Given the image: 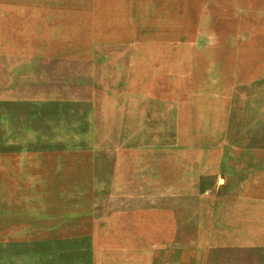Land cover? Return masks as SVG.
<instances>
[{
    "label": "rangeland",
    "instance_id": "1",
    "mask_svg": "<svg viewBox=\"0 0 264 264\" xmlns=\"http://www.w3.org/2000/svg\"><path fill=\"white\" fill-rule=\"evenodd\" d=\"M232 1L0 0V264H264L181 185L264 180V0Z\"/></svg>",
    "mask_w": 264,
    "mask_h": 264
},
{
    "label": "crops",
    "instance_id": "2",
    "mask_svg": "<svg viewBox=\"0 0 264 264\" xmlns=\"http://www.w3.org/2000/svg\"><path fill=\"white\" fill-rule=\"evenodd\" d=\"M194 169L199 178L194 176L197 185L189 189L184 181L181 185L185 192L193 193L194 198H204V203L216 210L209 232L214 235L242 232L249 239L264 240V180L253 179L254 170L246 171V177L249 175L251 179H227L221 163H202ZM219 176L224 178L221 184Z\"/></svg>",
    "mask_w": 264,
    "mask_h": 264
},
{
    "label": "bare ground",
    "instance_id": "3",
    "mask_svg": "<svg viewBox=\"0 0 264 264\" xmlns=\"http://www.w3.org/2000/svg\"><path fill=\"white\" fill-rule=\"evenodd\" d=\"M230 1H232V0H230ZM241 1H243V0H241ZM253 1H254V0H253ZM232 2H233V1H232ZM232 2H231V3H232ZM258 2H259V1H258ZM262 2H263V1H262ZM241 3H242V2H241ZM241 5L244 6V4H240V6H241ZM236 6H237V3H236ZM247 6H248V5H247ZM250 7H251V6H250ZM252 7H253V5H252ZM252 7H251V8H252ZM254 8H255V5H254ZM256 8H257V7H256ZM241 9H242V8H241ZM244 9H245V8H244ZM257 9H258V8H257ZM259 9H260V8H259ZM261 9H262V8H261ZM251 10H252V9H251ZM252 11H253V10H252ZM255 12H256V11H255ZM255 12H252V14L255 13ZM258 13H259V12H258ZM258 13L256 12L257 15H258ZM262 13H263V12H262ZM262 13H261V14H262ZM234 14H235V13H234ZM237 14H238V12H237ZM237 14H235V15H237ZM261 14H259V15H261ZM257 15H256L255 17H257ZM259 15H258V17H260ZM262 15H263V14H262ZM263 16H264V15H263ZM239 17H240V14H239ZM263 22H264V21H263ZM238 24H239V23H238V21H237V25H238ZM240 32H241V31H240ZM240 32L238 33V35L240 34ZM243 32H244V31H243ZM261 34L263 35V33H261ZM261 34H260V35H261ZM236 35H237V34H236ZM262 35H261V36H262ZM251 36H252V35H251ZM235 37H236V36H235ZM247 37H248V36H247ZM233 38H234V37H233ZM236 38H237V37H236ZM236 38H235V39H236ZM255 38H256V37H255ZM257 38H258V37H257ZM257 38L255 39V41L259 40V38H258V39H257ZM260 38H263V37H260ZM231 39H232V38H231ZM247 39H248V38H247ZM250 39L253 40L254 38L251 37ZM250 39H249V41H251ZM263 39H264V38H263ZM232 40H233V39H232ZM245 40H246V39H245ZM261 41H262V40H261ZM237 42H238V41H237ZM242 42H243V41H242ZM252 42H253V41H252ZM238 43H240V42H238ZM262 43H263V42H262ZM244 44H246V43H244ZM254 44H255V43H254ZM256 44H257V43H256ZM242 45H243V43H242L241 45H239V46H242ZM258 45H260V44L258 43ZM243 48H244V47H243ZM253 49H254V48H253ZM259 49H260V48H259ZM262 49H263V48H262ZM237 51H238V50H237ZM227 52H228V51H227ZM234 52L237 53L236 51H234ZM234 52H232L233 55H235ZM239 52H240V50H239ZM249 52H250V51H249ZM237 54H238V53H237ZM225 55H226V54H225ZM233 55H232V59H234V58H233ZM227 57H229V55H228ZM238 58H239V57H238ZM243 58H244V57H243ZM230 59H231V57H230ZM188 181H189V180H188ZM174 188H175V187H174ZM49 241H50V240H49ZM55 241H56V240H55ZM58 241H59V240H58ZM64 242H66V241H64ZM50 243H51V242H50ZM52 243H54V242L52 241ZM52 243L50 244V246H52ZM54 261H55V260H54Z\"/></svg>",
    "mask_w": 264,
    "mask_h": 264
}]
</instances>
